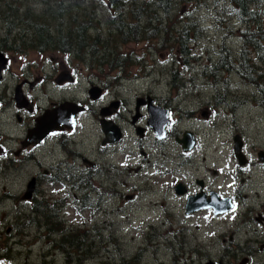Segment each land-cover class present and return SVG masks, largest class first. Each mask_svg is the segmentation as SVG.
Wrapping results in <instances>:
<instances>
[{"label": "rangeland", "instance_id": "1", "mask_svg": "<svg viewBox=\"0 0 264 264\" xmlns=\"http://www.w3.org/2000/svg\"><path fill=\"white\" fill-rule=\"evenodd\" d=\"M114 1L0 0V44L3 45L0 48V58L5 52L9 60L8 70L4 72L5 78L2 76V70L7 59L0 70V78L2 76L4 80L3 84L0 83V96H3L2 100L6 108L4 113L0 112V128L4 129V131L0 130V134H2L0 148L4 149L3 146H8V142L14 144V146L10 144L8 148H15L17 142L15 139L18 136L20 139L24 138L26 124L30 127L32 125L27 123L28 119L25 120L24 128L20 126L21 122L14 124L17 122L16 120L9 121V119H14L16 114V109L10 104L9 90L19 89V87L14 89L19 81L32 80L34 76H38V78L42 76L44 82L40 83V88L38 83L32 88L28 85L25 86L28 91L34 90V94L32 92L30 94L33 100L36 96V106H43L45 103L39 95L49 94L52 99L54 96L52 90H56V86L54 89L52 88L50 79L53 77V73H58L61 70L62 66L73 73L75 80L65 83L66 86L62 88L64 91L56 90L62 95L56 94L55 99L72 97L88 104V96H94L91 99L98 98V91L90 92V90L98 88L100 91V86L106 88L104 98L88 104L90 118L88 115L84 116L88 121L83 119L84 122L81 126L84 129L80 128L81 133L78 134L80 138L83 136L82 140L76 135L71 138L72 141L80 142V146L83 144L80 153L82 156L98 158L96 154H100L99 150H96L100 146L98 142L101 140L97 122V108L100 105L106 104L107 100L114 103L116 102L114 98H120L122 100L120 114L122 118H125L122 123L125 140L118 137L122 143L118 144L115 154L112 152L113 149H109V152L104 154L106 158H102V154H100L104 163L112 160V154L120 162V166L114 162V168L121 170V173L120 170L116 171L118 176L114 177L116 178L114 186L108 180V183H104V189L98 187L100 191H69L67 188L66 208L61 209L62 212L54 207L55 199L64 195V189L61 188L58 192L53 189L49 190L47 196L38 195L40 215L38 212H33L34 208H30L31 203L20 207L23 204L20 202L22 190H26L24 185L28 184V178L33 173V167L30 164H33L34 158L32 160L25 159L21 164L16 162V168H14V164H12V168H8V166L2 168V173H0V198H2V202H0V259L2 260L0 262L5 260L8 264H198L204 258H200V254L205 250L208 254L212 237L209 242L204 237L208 244V248H204V240L196 238V234L194 237L192 236L198 215H194L195 218L183 214V194L176 192L175 195L174 188H171L172 184L179 177L182 180L177 182L180 184L178 190L182 189L181 184H186V188H188L187 183L190 182V177L193 176L194 180H200L202 176L208 174L210 176L208 186L214 189L218 182L216 176H220L216 170L221 169L220 162L224 164V159H227V164L236 134L242 140V144H240L242 154L237 158L238 160L243 157L244 160L248 158L254 162L259 150H262V154H264V106H262V93L260 92V90L264 91V80H260V72L264 68V50H262L263 57L261 56L262 59H260V49L257 51L250 49L248 54L244 49L243 54L246 56L244 58L243 55V58L240 59V52L244 44L240 32L245 29L247 23L243 20L242 22L236 21V18H232L233 13L231 16L230 13L223 12L224 4L229 8L230 4L226 0H196L190 6L187 1H184L187 3H182V8L178 11L180 0H178V4H176L177 0H172L171 2L175 4L176 8L171 4L173 8L172 10L169 7L171 11L164 12L162 7H160L162 10L154 8V10H158V18L155 21L152 20V16H156L154 10H146V14L140 11L144 14V18H140L139 15L140 19L136 18L137 13L136 16L132 15L134 14L132 8L138 5L134 2H143V0ZM155 1L153 0V2ZM121 2L124 4L122 8L118 7ZM158 4L160 3L158 2ZM48 6L51 7L50 14H48ZM62 8H68V11L62 10ZM260 11H262L261 19L263 20L264 5ZM56 12H58V16H56ZM150 12H152V16H150ZM187 14L190 24L185 19ZM34 18L37 22L47 25L49 36L50 33L54 36L58 24H60L59 30L61 29L63 34H67L70 30H74V24L84 22L88 26V28L85 27L84 42L80 41V44L77 42L74 49L71 45V50L68 53L53 49L54 44L51 41L48 42V35H39L38 32L41 33L42 27L34 24ZM148 18H150V22H146ZM255 18L254 15V20ZM134 22L136 24L139 22L140 29H136ZM258 24L260 25V22ZM130 26L132 27L130 28ZM194 26H196V30H194ZM129 28L130 34L128 33ZM141 30L142 32H140ZM234 30H238V32H234ZM136 32L138 35L134 36ZM110 34L112 38H110ZM180 36H184L183 41L180 40ZM70 39L74 43L72 32L65 44H70ZM90 40H95L94 46L90 45L92 43ZM21 42L22 46H20ZM44 42L48 44L47 48ZM6 43L10 48L4 47ZM50 44H52V48H50ZM78 46H82V48H78ZM18 48H20V52ZM93 48L94 52H92ZM222 59L226 62V66H224V62H221L223 69L220 68L218 72L217 67L216 70H212L214 76H209L211 66L215 62L219 64ZM258 59L260 63H258ZM103 60L105 62H102ZM207 62L212 64H209L205 69L204 72H207L205 75L203 71L201 72V66L208 64ZM242 64L244 65L242 66ZM250 74L252 76L248 82ZM58 76L60 74L56 75V79ZM262 78H264V72ZM94 84H98V86H94ZM90 86L92 87L90 88ZM6 88H8V92H6ZM146 93L150 94V98L154 97L152 100L154 108L162 106L164 110H170L167 114L160 108L162 110L160 126L166 122L164 120L166 116H169L166 119L170 121L166 133L162 130L166 136L164 140L161 136L156 138L157 131L154 134V139L150 138L152 129L147 125L145 127L148 131L142 140L138 141L139 139L134 138L135 133L132 134L134 127L129 124V117L132 115L133 107L138 108L136 100L140 102V96H142V102H144ZM4 94H6V100H4ZM16 98L22 99L20 90L16 91ZM150 98L145 97V101L148 99V105H150ZM142 102H140V108H142ZM219 102H224V104ZM0 105H2L1 101ZM8 108H10V112H8ZM140 112H144V120H146L148 106L146 109H141ZM1 120L7 121L2 123L4 124L2 127ZM44 120L46 117L43 118L40 126L31 129L29 134L38 131L44 125ZM144 120H142V126ZM54 124L57 126L58 121L56 120V123L54 121ZM117 127L120 129L119 126ZM21 130L22 134H20ZM184 131H190L194 135L192 138H196L192 142V148H189V151L184 150L185 154L180 153V143L176 140L177 137L182 136ZM40 136L42 134L37 135L34 140L38 141ZM192 138L190 139L192 140ZM240 138H238L239 142ZM158 140H162V142H158ZM51 143L55 144L54 148L51 149L50 154L44 156L43 161L48 170L52 169L49 165L54 160L58 161V158H54L56 150L61 154L64 153L66 147L57 139L49 141L48 146H51ZM58 144L62 150L56 148ZM194 144H197L196 148H194ZM138 145L145 152L144 158L140 154ZM48 146H46V150H48ZM68 148L72 150L73 145L69 143ZM136 148H138V152ZM189 152L190 154H187ZM234 153L232 150V154ZM186 156H188V160L183 159ZM234 158H230L232 163L228 164L231 169L235 163ZM237 159L236 166H238ZM7 160L0 158V171ZM78 160L75 158L76 162ZM248 160L247 163L243 164V162L241 165L247 168L249 177L246 176V182L243 181L244 179H239L240 177L244 178L240 174L242 172L246 174L245 168L238 172V177H233L234 182H230V186H234L233 189L238 186L242 188L240 182L242 180L244 190H246L247 183L250 196H252L253 192L257 190L256 185L261 184L258 171L260 166L258 164L257 170L256 164L252 166V162H250L248 167ZM141 162L143 165L140 164ZM226 164H224V172H226ZM236 166H234V172ZM68 168L69 166H65L63 172ZM135 168L137 171H134ZM8 170H10V174H8ZM130 172H132L131 176ZM205 172L206 174H202ZM194 173L198 176H194ZM208 176H206V182H208ZM184 178H188V182ZM121 181H125L124 185L120 184ZM79 183L75 181L76 185ZM195 186L196 182H192L190 193L193 192ZM2 190H4V196H2ZM222 190L226 192V187H223ZM244 190L242 191L244 192ZM6 192L10 196H6ZM228 193H231L230 188H228ZM246 193L248 196V192ZM73 194H76V200L71 197ZM82 196L85 201L84 198H81ZM86 197L88 204L91 205L90 208L86 204ZM4 198H6L5 201ZM81 202H84L88 209H84V204H80ZM154 204H157L158 207L155 208ZM74 206L78 211V216L71 214L73 210L70 208L73 209ZM92 218L94 219L92 220ZM213 241L212 248L222 244L216 236ZM182 242H184L183 246H179ZM201 242L202 246H200V254H198L196 248ZM212 248L210 256L220 254L218 252L220 248L217 247L214 252H212ZM206 254H202V256H206ZM67 256L70 259L66 258Z\"/></svg>", "mask_w": 264, "mask_h": 264}, {"label": "flooded vegetation", "instance_id": "2", "mask_svg": "<svg viewBox=\"0 0 264 264\" xmlns=\"http://www.w3.org/2000/svg\"><path fill=\"white\" fill-rule=\"evenodd\" d=\"M8 34H10V32H8ZM2 44H4V42H2ZM52 44H50V48ZM20 46H22V42L20 43ZM1 47H3V45L0 44V48ZM4 47H6V49L10 48L8 47V43H6V46ZM36 47H37L36 49H38V46ZM47 47L48 45L46 46V48ZM12 50H14V48H12ZM18 51L20 52V48H18ZM2 58H0V65L3 62L5 63L7 59L4 69L3 70L1 69L2 76H4L5 78L6 74H4V72L5 71L7 72L9 67L8 66L9 60L5 52L4 55L2 54ZM258 63H260L259 59H258ZM57 74H60V76H58V79H56ZM2 76L0 78V83L3 84L4 80ZM74 80L75 78L73 76V73L63 66L61 70L58 71V73H53V77H51L50 79V81L52 82V88L54 89V86H56V90L59 91H64L62 90V88L66 86L65 83H68V81L73 82ZM42 82H44V78H42V76H40V78H38V76H34L32 80H23L17 82L16 85L14 86V89H16V87H19V89L17 90H20L22 99L16 98L17 90L14 91L9 90L11 95L10 104H12L13 107L16 109L15 118L9 119V121L16 120L17 122H14V124H18V122H21L20 126L24 128L25 120L28 119L27 123H31L32 125L30 127V125L28 126V124H26V128L24 130V138L20 139V136H18V138L15 139V141L17 140V142L15 143L16 146L15 148L12 149L8 148V146H10L12 142H8V146H3L5 147L4 149H2V147L0 148V158L1 159L4 158V160L8 159L4 164L6 163L9 164V165L3 164L0 173H2V168L4 169L5 166H8V168H12V164H14V168H16V164H15L16 162L21 164L22 162L25 161V159L32 160V158H34L33 164H30L33 167V173L30 175V178H28V184L24 185L26 186V190H22L23 194L21 196L22 200H20V202H22L23 204L20 205V207L24 206L25 204L31 203L32 206H30V208H34L33 212L35 213L38 212V215H40L39 202L37 200L38 195L47 196L49 190L53 189L58 192L60 188L64 189L63 197L62 196L58 197L57 199H55V203H54V207H56V209L62 212L61 209L66 208L65 197H67L66 195L68 194V192H66L67 188L69 189V191H75V190L92 191V190H98V187H100V189L101 187L102 189H104V183L105 182L108 183V180H110V182H112V186H114V182H116V178L114 177L118 176V172L116 171L120 170L119 168L116 169L114 168V162L118 163V165L120 166V162H118V158H115L114 154L118 148V144L120 143L121 145L122 143L120 142L121 139H123L125 136L124 126H122V123H124L125 118H122L120 114V109L122 107V100H120V98L118 97L114 98V100L118 102L117 104L116 102L114 103L112 101L108 102L107 100L106 104H102L97 108V122L101 132V136H100L101 140L100 142H98V144H100L101 148L100 146H98L96 150H99L98 152L102 154V158H106L104 154L109 152V149L110 150L113 149L112 152H114V154L110 152V154H112V160L108 158V160H110L108 161L109 162L108 164V162L106 163L102 162V158H100V154H96L98 158L97 157L86 158L82 156L80 153L83 144L82 146H80V142H76V140L72 141L71 138H74L75 135L78 136V134L81 133L80 132V128H82L81 124L82 122H84V120H86L84 116L88 115V118H90V114H88V110H89L88 104L92 103L93 101H97L100 100L101 98H104L106 95V88L100 86V91L98 90V88H96L94 92L98 91L97 92L98 98L91 99V96H88L87 99L89 101L88 104L83 103L80 100H76L72 97H61L59 99H55L56 94L59 95L60 92L58 93L56 90H52V92H54V96H52V99H51V95L49 94L45 96L39 95L40 99L43 100L45 104L43 106L40 105L36 106L35 104L36 96H34V100H33V97L30 94V92L34 94L33 92L34 90H30V91L26 90L25 85H28L30 88H32L33 85L36 86V83H38V87L40 88V83ZM94 86H98V84H94ZM91 87L92 86H90V88ZM6 92H8V88H6ZM260 92L262 93V103H263L262 106H264V91L261 90ZM88 94H90V92H88ZM60 95H62V93H60ZM2 97L3 96H0V101L2 102V105H0V112L3 111L4 113L6 108L4 106ZM145 97H150V94L146 93V96H144V102H145ZM151 99L154 100V97ZM4 100H6V94H4ZM38 102H40V100H38ZM140 102H142V96H140ZM140 102L136 100V103L139 104L138 108L133 107L132 115L129 117L130 118L129 124L134 127L132 128V126H130L132 128V134L135 133L134 138H136L137 140L139 139L138 141L142 140L144 136L147 134L148 129L145 126L147 125L148 127H151L148 122L150 112L149 110L148 112H146V120H144V112H140V110L146 109V105H144L143 104L144 102H142V108H140ZM219 103L224 104V102H219ZM230 107L232 108V104L230 105ZM139 108L140 110H138ZM160 108H162V106H160ZM8 112H10V108H8ZM45 117L46 120H44L43 123L44 125H42L39 128V130L36 131L35 133H31L32 135L29 134L31 129L33 130L36 129L38 126H40L41 121ZM94 118H96V116H94ZM132 118H134L135 121L132 120ZM56 120L58 121L57 126H55L56 124H54V121L56 123ZM142 120H144L143 126H142ZM87 121L88 120H86V122ZM4 122L7 121L1 120V127L4 126V124H2ZM51 124H54L55 129L52 130L48 129L50 128ZM116 125L119 126L120 129ZM140 127H142V130H140ZM83 129L84 128H82V130ZM151 129H152V136H150V138L154 139L155 132L152 127ZM0 130L4 131V129L1 128ZM185 132L191 134L190 131H184L182 133V136ZM20 134H22V130ZM39 134H42V136H40L38 141H35L34 138ZM0 136H2V134H0ZM117 136L120 137L121 139L119 138L118 141L111 142ZM182 136L177 137L176 140L177 139L181 140ZM52 137L55 138L53 139ZM78 138H80V136H78ZM82 138H80V140H82ZM146 138H148V136H146ZM56 139L58 140V142H61L62 144L66 145L65 151L64 153L62 152L60 154V151L58 152V150H56V156H54V158H58V161L56 162V160H54V162L56 163L52 162V164L49 165L52 167V169L48 170L46 169V166L43 163L45 159L44 156L50 154L51 149H53L55 145L54 143H51V146H48V142L49 141L52 142V140L56 141ZM158 142H162V140L161 141L158 140ZM69 143L73 145L72 148L73 151L69 150L68 148ZM0 144H2L1 138H0ZM240 144H242V142H240ZM12 146H14V144H12ZM46 146H48V150H46ZM183 146L184 145L180 143L179 145L180 153H184ZM244 146H242V148H244ZM56 148H60V144H58ZM138 148H140V145H138ZM138 148H136L137 152H138ZM60 150H62V148H60ZM232 150L234 152V145H232ZM232 150L230 152V158H234L235 155L234 166H236L237 156L235 153L232 154ZM139 151L140 154L142 155V158H144L145 157L144 150L140 148ZM187 154H190V152ZM256 156L257 158L255 159L254 162H252L251 159L248 160V158L244 160V158L241 157L240 159L242 162H244L243 164L247 163L248 160V167L250 166V162H252V166L256 164L255 167L257 170H258V164L260 166V170L258 171L260 172L261 184L256 185L257 190L253 192L252 196H250V191L248 190L247 183H246V190H244V182H246V176H248L247 168L246 166H241L243 164H240L238 159H237L238 166H236L235 172H234V166H232V169L229 168L228 166V164L231 165L232 163L230 162V158H228L227 164H226L227 159H224V164H226L225 167L226 172H224V164L220 162L221 169L216 170V172H218L220 176H216V178H218V182H216L214 189L208 186V184H210V176L206 174L208 170H206L205 173H202L208 176V182H206V176H202L200 180H194L192 176L190 177V182H188V178H184V180L188 182L187 183L188 188H186V184L184 185L181 184V187L183 189L181 190L183 192L178 193V194H183L182 196L185 198L184 200V198L180 196L183 199V208H182L184 210L183 214L195 218L196 216L194 215H198V218H196L197 219L196 224H194V232L192 233V236L194 237V234H196L197 235L196 238H200L203 240L204 237H206V240H208V242L210 241L211 237H212V242H214L213 239L216 236V238H219V240L222 242L221 245L220 244L217 245V247L220 248V250H218L220 254H217V256H214V254L210 256V249L212 248V242H210V248H208V244H206V240H204V248H208V254H206V250H205V252L202 254H206V256H202V254H200V246H202V242L199 243L198 248H196V252L200 254V258L202 257L204 258H202V260L199 261L198 264H264V172H263L264 154H262V150H259ZM48 158H50V156H48ZM75 158L76 160L80 158V160L76 162ZM183 159L188 160V156H186V158ZM26 164H28V162H26ZM140 164H142V162ZM65 166L67 167L69 166V168L65 170V172H63ZM245 168H246V174H244V172L240 174V176H244V178L243 177L239 178V179H244L243 180L244 182L240 180V182L242 183V188L238 186L240 190H238V188L233 189L234 186H230V182H234L233 177L234 176L238 177V172L245 170ZM134 171H137V169L135 168ZM9 172L10 170H8V174H10ZM223 172H224V176L222 177ZM131 174L132 172H130V176ZM194 176H198V174L194 173ZM180 180L182 179H179L178 177L176 181H174V183L172 184L171 188L172 189L174 188L175 190L176 186H180V184H177V182H180ZM75 181L76 183L77 181L80 183L76 185ZM124 182L121 181L120 184L124 185ZM192 182H196V186L193 188V192L191 191L190 193ZM205 182L206 184H204ZM223 187H226V192L222 190ZM4 188L6 187L4 186ZM228 188H230L231 190L230 194L228 193ZM242 190H244V192ZM246 192H248V196ZM174 194L176 195L177 193L174 192ZM2 196H4V190H2ZM6 196H10V194L6 192ZM190 196H198L197 198L199 202L205 204L206 206L204 207L201 206L200 208L193 209L192 211L187 212L186 207L184 209V205L186 206L187 198ZM71 197L74 198V200H76L77 198L76 194L71 195ZM81 198H84V196H82ZM248 198H250V200H248ZM5 200L6 198H4V201ZM0 202H2V198H0ZM70 202H72V200H70ZM248 202H250V204H248ZM46 204H48V202H46ZM80 204H84V202H81ZM86 204H88L87 197H86ZM86 204H84V209L90 208L91 205L88 204V208H86ZM70 210H73L71 211V214L73 213L76 214V216H78L77 214L78 211L76 210L75 206L73 207V209L70 208ZM78 210H80V208H78ZM102 215L104 216V214ZM66 216H68V214H66ZM184 218H186V216H184ZM93 219L94 218H92V220ZM99 228L101 229L100 226ZM54 230H56V228H54ZM64 230L66 229L64 228ZM64 230H62V232H64ZM196 230L197 233H195ZM48 232H50V230H48ZM52 234L54 235V232H52ZM68 240H70V238H68ZM232 242H234V244H232ZM67 243L68 241L66 240V244ZM183 243L184 242H182V244H179V246H183ZM74 244L76 245L75 240H74ZM217 247L212 248V252H214V250H216ZM204 248L202 249L204 250ZM62 250H64V248H62ZM76 250H78V248H76ZM198 254L195 255L198 256ZM212 257L217 259H213ZM66 258H68V256Z\"/></svg>", "mask_w": 264, "mask_h": 264}, {"label": "trees", "instance_id": "3", "mask_svg": "<svg viewBox=\"0 0 264 264\" xmlns=\"http://www.w3.org/2000/svg\"><path fill=\"white\" fill-rule=\"evenodd\" d=\"M112 1H114V0H112ZM171 1L172 0H165V2H162V0H156L155 2H153V0H143V2H134V4H138V5H136L135 7L132 8L133 13H134L132 15L136 16V13H137L138 16H136V18H138L139 15H140V18L141 17L144 18V14H146V10H154L155 7L158 8V10L159 9L162 10V8H163L164 12H168V10H170V8H172V6H174L176 8L175 4H172ZM184 1H187L190 4V6L196 2V0H180V4H178V0H177L176 4H178V11H180V8H182V3H187ZM226 1L230 4V8L226 4H224L223 12H228V13H230L231 16L233 13L234 16H232V18H236L237 19L236 21L242 22V20H243L244 22L247 23L245 29H243L242 32H240V34H242V40L244 41L243 49L240 52V59L243 58V55L245 58L246 54H248V50H250V49L251 50L254 49L256 51L260 49V52H261L260 53V59H262V57H263L262 50H264V26H262V23H264V19L263 20L261 19L262 18V14H261L262 11H260V8H262V6L264 5V0H226ZM116 2H118V0H116ZM122 2L120 4V6H118V7L122 8V6H124V4H122ZM158 2L160 4H158ZM130 3H132V2H130ZM171 4H172V6H171ZM160 7H162V8H160ZM50 8L51 7L48 6V14H50ZM62 10L68 11V8H62ZM158 10H154V14H156V16H152V12H150V16H152V20L156 21V18H158V15H157ZM172 10H173V8H172ZM140 11L144 12V14H142V12H140ZM48 14H46V16H48ZM61 15L62 14L60 12V16ZM254 15L256 16L255 20H254ZM56 16H58V12H56ZM56 16H54V19H56ZM166 16H168V14H166ZM246 16H247V18H246ZM28 18L30 19V16H28ZM140 18H138V19H140ZM190 18H191V16H190ZM185 19L188 20V14L186 15ZM60 20H58V22H60ZM33 21H34L35 25H37L38 27H42L41 33L38 32L40 36L48 35V42L51 41V43L54 44L53 49H56L58 51H65L67 53L70 52L71 45H73V49H74V46H76L77 42H78V44H80V41L84 42L85 27L88 28V26H86L84 24V22L74 24V30H70L73 33L74 43L70 39V44H65V41L69 38L70 32H68L67 34H63L61 29L59 30V28H58V26H60V24H58V26H56V32L57 33L54 32V36H52V34L50 33V36H49L48 27L45 23L37 22L36 18H34ZM44 22H46V20H44ZM146 22H150V18H148V20H146ZM259 22H260V25L258 24ZM34 24H33V26H34ZM134 24H136V22H134ZM160 24H161V22H160ZM188 24H190V20H188ZM70 26H72V24H70ZM184 26L186 27V23L184 24ZM131 27L132 26H130V28ZM142 27L144 28V25ZM130 28L128 29L129 34H130ZM136 29H140L139 28V22H138V24H136ZM186 29H188V28H186ZM194 30H196V26H194ZM140 32H142V30ZM234 32H238V30H234ZM150 34H152V33H150ZM150 34H147V35L150 36ZM137 35H138V32H136L134 36H137ZM33 36H34V34H33ZM110 38H112L111 34H110ZM183 38H184V36H182V37L180 36V40L183 41ZM50 39H52V40H50ZM38 42H40V40H38ZM90 42H92L90 45H92V46L95 45V40H93V41L90 40ZM108 43H110V40H108ZM44 44H46V42H44ZM47 45L48 44H46V46ZM51 48H52V46H51ZM78 48H82V46H78ZM181 48H182V46H181ZM244 49H246V54H243ZM106 50H108V48H106ZM92 52H94V48L92 49ZM186 52H187V50H186ZM102 62H105V60H103ZM221 62H224V60L223 59L220 60L219 64H218V62H215L216 65L213 64L211 66V69L209 71V76L210 75L214 76V72H212V70H216L217 67H218V72L220 71V68H222ZM209 64H212V63H209ZM209 64L203 65L201 67V68H203V70H202L203 72L205 71V69L208 68ZM218 65H220V66H218ZM243 65L244 64H242V66ZM224 66H226V62H224ZM211 72H212V74H210ZM263 72H264V68H263V71L260 72V80H264V78H262ZM204 74L206 75L207 72H204ZM173 76H174V74H173ZM251 76H252V74H250V76H248L249 77L248 82H250Z\"/></svg>", "mask_w": 264, "mask_h": 264}, {"label": "water", "instance_id": "4", "mask_svg": "<svg viewBox=\"0 0 264 264\" xmlns=\"http://www.w3.org/2000/svg\"><path fill=\"white\" fill-rule=\"evenodd\" d=\"M2 64H4V62ZM1 67H2V65H0V70H1ZM150 113H151L152 117H151V121H149V124H151V126L154 128V130L157 131L159 136L163 137V135H164L163 131H162L163 128H161V127H163L167 123V121L164 123L163 126H160V121H159V119L157 117L156 112L151 109ZM48 129H51V130L54 129V124H51L50 128H48ZM178 141L183 143L184 150H188L189 148L192 147V141H191L190 136L188 135V133H185L183 138L181 140L178 139ZM234 149H235V153H236L237 157H239L240 156V150H239L240 149V142H239L238 137L235 138ZM240 159H241V157H240ZM240 159H239V161L241 163H243ZM177 189H178V186H176L175 191L178 192V193H182L183 192L181 189H179V190H177ZM197 197L198 196H190L187 199L186 206H185L186 209H187V212L192 211L193 209H197V208H199L201 206H206L205 204L200 203ZM0 264H6V262L5 261L4 262L1 261Z\"/></svg>", "mask_w": 264, "mask_h": 264}, {"label": "bare ground", "instance_id": "5", "mask_svg": "<svg viewBox=\"0 0 264 264\" xmlns=\"http://www.w3.org/2000/svg\"><path fill=\"white\" fill-rule=\"evenodd\" d=\"M141 27V26H140ZM71 32V31H70ZM254 70V69H253ZM155 205V208H157L158 206H157V204H154Z\"/></svg>", "mask_w": 264, "mask_h": 264}]
</instances>
